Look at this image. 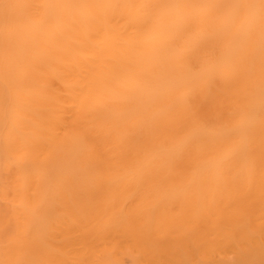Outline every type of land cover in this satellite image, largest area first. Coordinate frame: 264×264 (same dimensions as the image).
Instances as JSON below:
<instances>
[{
    "label": "bare ground",
    "instance_id": "obj_1",
    "mask_svg": "<svg viewBox=\"0 0 264 264\" xmlns=\"http://www.w3.org/2000/svg\"><path fill=\"white\" fill-rule=\"evenodd\" d=\"M0 264H264V0H0Z\"/></svg>",
    "mask_w": 264,
    "mask_h": 264
}]
</instances>
